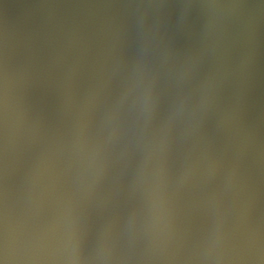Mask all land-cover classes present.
<instances>
[{"label":"water","instance_id":"obj_1","mask_svg":"<svg viewBox=\"0 0 264 264\" xmlns=\"http://www.w3.org/2000/svg\"><path fill=\"white\" fill-rule=\"evenodd\" d=\"M0 264H264V0H0Z\"/></svg>","mask_w":264,"mask_h":264}]
</instances>
